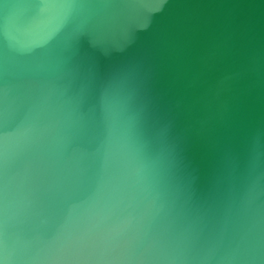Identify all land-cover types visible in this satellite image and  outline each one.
<instances>
[{
	"label": "water",
	"instance_id": "1",
	"mask_svg": "<svg viewBox=\"0 0 264 264\" xmlns=\"http://www.w3.org/2000/svg\"><path fill=\"white\" fill-rule=\"evenodd\" d=\"M0 264H264V0H0Z\"/></svg>",
	"mask_w": 264,
	"mask_h": 264
}]
</instances>
